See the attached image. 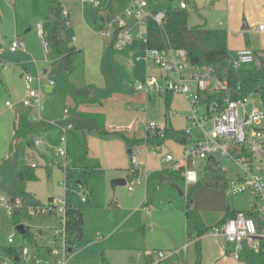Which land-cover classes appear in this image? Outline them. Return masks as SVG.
Masks as SVG:
<instances>
[{
  "label": "rangeland",
  "instance_id": "obj_1",
  "mask_svg": "<svg viewBox=\"0 0 264 264\" xmlns=\"http://www.w3.org/2000/svg\"><path fill=\"white\" fill-rule=\"evenodd\" d=\"M13 1L16 2V0ZM94 1L96 4H91L89 0H84V3L81 0H68V2L66 0L64 2L72 20L75 45L80 50L76 61V70L70 76V81L77 83L75 84L77 86L94 85L102 88L104 80L99 69L101 50L104 45V37L101 33V12L104 11L106 5L105 0ZM145 1L148 4L147 8L142 11L145 14H150L152 11L156 14L164 13L168 9L179 8V3L184 2L187 5L186 11L190 27L204 26L205 20L203 19L207 20V24L215 25L217 28L224 25L225 11L222 9L218 10L219 13L222 11L220 14L213 13L214 3L210 0ZM129 2L130 0H108V4H106L113 10L116 18L132 34L136 35L141 27L139 21L136 17L127 16L124 12ZM236 2L238 4L235 5L240 7L244 13V10L248 9L250 15L256 12L258 14L254 4L250 6L251 4L249 5V2L247 4L245 0ZM43 3L44 0H35V12L38 11L39 14L32 24H27V31L32 28L35 35L30 36L31 31H29L28 38L20 40L24 44V48H19L13 53L10 51L11 43L18 39L14 36V15L17 13L18 20L21 15L26 17L27 12L25 11L29 13V6L27 4L26 8L21 9L19 4L13 7L10 0H0V26L4 33L0 45V62L9 64L8 69L0 68V162L11 156V159L15 158L20 165H29L34 168L36 180L28 182L26 190L34 194L41 205H50L52 202L49 198L66 197V199L70 198L73 206L82 208L83 236L76 243L73 251L65 256L66 264H101V257L106 258L109 264H130L132 263L130 257L134 256V252H136L135 245L142 244V242L148 247L153 244L161 246L159 252L163 256L169 245L168 238L163 233L150 231L143 225L140 226L143 229L142 233L140 228L133 229L129 226L128 218L124 220L135 208L138 215L144 219L152 217L158 227H167V230L173 234L178 232L181 225L185 227L183 209L185 197L190 193L189 189L191 188L186 190L184 182L180 178H170L172 170L169 164L164 163L166 154H172L174 157L179 156L181 145L169 140L159 147L151 148L142 142L146 138L147 132L154 133L145 127L147 124H156L160 133L164 128L177 131L188 128L187 117L190 115V109L182 95L171 94L170 107L167 109L164 95L147 98L142 92L136 90L135 84L142 83L146 74H157V68H148L145 62L136 63L137 61L131 53L126 57L118 52L115 55V60L125 65L129 72L135 71L136 76L132 78L134 92L114 93L100 104L88 105L90 111L102 113L109 126L120 130L123 137L104 136L95 131H87V135L84 137L83 135L79 136L81 130L67 128L63 142L61 140L63 134L58 128H54L45 134L31 135L26 139L19 140L14 151H10L16 112L26 113L31 120L40 119L47 124H54L66 116L63 113L65 109H73V106L70 105L71 100L57 95L54 87L49 85V80L43 75V71L48 69V62L55 57L50 47H48L47 54L44 52L36 28L37 23L41 24L42 22L40 13H44ZM244 7L246 9H243ZM84 12L86 13L85 17L82 16ZM244 13L238 25L237 33L239 34L234 36L235 44L237 45L240 40H243L247 44V48L257 52L264 51V34H258L252 27L244 33L240 31L243 23L246 22ZM220 22L222 24H219ZM241 37L242 39H240ZM137 39L139 38L132 41ZM107 40L109 39L107 38ZM141 49L136 53L141 54L142 57L146 48ZM229 56L230 59L234 58V53L230 52ZM257 63L258 61H253L241 66L240 69H253ZM26 76L35 79V83L32 85L33 89L41 86V100L38 106L25 107L22 104L27 94ZM209 95H211L210 90L200 94L198 104L201 107L204 106V101ZM251 99L259 101L256 95H252ZM5 102H9L11 107H6ZM206 128L207 130L211 129L210 126ZM198 135L197 130H193L191 133L192 137ZM36 139L41 141V145L38 147L34 144ZM128 142L133 144L132 147L128 146ZM59 147L65 149L66 158L58 155ZM128 150L138 152L137 162L142 170L137 176L131 174L132 165ZM37 151L43 152L44 156L39 157ZM218 160L226 172L227 180L232 181L241 176L242 171L237 164L223 158ZM256 164L264 178V158ZM195 169L199 184L191 191V207L200 215L208 230L219 226L227 209L242 211L245 215H248V212L253 209L255 201L253 195L242 193L227 196L224 182L211 187L204 184L205 162L199 161ZM159 174L162 178L158 185ZM117 179L125 180L126 185L112 188L111 181ZM137 179H140L141 183H138ZM128 186L132 188L131 192H128ZM79 191H83L87 203L81 202ZM1 197L7 200L2 193H0ZM9 205L8 200L7 206H1L0 203V247L14 246L32 249L22 235L17 233L15 229L17 225L27 227L38 245L52 247L51 239L47 234L51 235L52 230L50 229L57 224L55 214L43 221L36 215L31 219L22 218L16 224L10 214ZM123 220V227L115 230ZM187 226L189 230L185 235L190 236L189 242L194 241L197 234L190 225ZM39 229L47 236L41 237ZM261 232L264 234V226ZM10 234L14 236L13 244L7 242ZM202 241L214 246L216 241L219 242V239L211 238ZM262 241L255 239L254 243H257L259 248ZM183 243H185V236ZM117 246L127 247L130 251L115 249ZM192 250H195V246ZM257 250L249 248L247 243H243L239 252V261L243 264H259L257 261L259 250ZM147 253H152L151 248L141 252V260L144 261L143 257ZM39 255L42 257L44 254L40 253Z\"/></svg>",
  "mask_w": 264,
  "mask_h": 264
},
{
  "label": "built area",
  "instance_id": "obj_2",
  "mask_svg": "<svg viewBox=\"0 0 264 264\" xmlns=\"http://www.w3.org/2000/svg\"><path fill=\"white\" fill-rule=\"evenodd\" d=\"M91 4H96L94 0H89ZM145 0H130L124 12L127 16H134L140 23L139 33L134 35L127 29L116 17L107 21L101 33L105 38L111 39L116 28L119 29L114 49L123 52L130 42L139 38L146 43V19L151 17L154 22L161 25L164 18L163 13L145 14L142 11L147 8ZM180 9H186L187 5L182 2ZM138 10V11H137ZM38 35L41 39L42 48L45 53L48 52V44L44 40V31L41 24L36 26ZM260 32H264V24L258 26ZM23 48V43L15 40L10 46V51L15 52ZM255 54L250 49H241L234 53L231 58V67L239 70L241 66L253 62ZM144 61L148 68L155 67L159 74H148L142 83L135 84L136 90L142 92L147 98L154 95L180 94L182 95L190 109V115L187 117L188 128L184 131L189 136L190 143L182 146L180 156L174 157L172 154H166L164 163L169 164L172 171L179 173L183 178L185 186L188 188L197 184L198 174L195 169L199 161L206 162L209 158L219 161V158L226 159L231 163L237 164L242 171L241 176L232 181H227L226 195L250 194L254 196L253 211L258 214H264V178L260 174V168L256 162L264 158V110L260 102L252 100L251 96L238 100L227 101L221 112L216 110L214 104L206 103L201 107L198 104L200 94L207 90L213 94L216 91L224 90L226 83L217 80L210 68L192 65L187 57L185 50L182 49H154L146 48ZM0 68L8 69L9 64L1 63ZM35 79L31 76L25 77L27 94L22 101L25 107L38 106L41 100V86L32 88ZM49 85L54 87V82L49 80ZM5 106L11 107L9 102ZM67 114V110H64ZM38 121V120H35ZM63 134L62 141L65 140V131L70 126H60L53 124ZM210 126V130H207ZM152 132L158 127L156 124H147L145 126ZM193 130H197L199 135L192 137ZM35 146H40L41 141L36 139ZM64 144V143H63ZM60 157L66 158V152L63 147L57 149ZM138 152L131 151L130 162L132 165L131 174L137 176L142 170L137 162ZM141 183L140 179H137ZM128 190L132 188L128 186ZM81 201L85 202L83 191H79ZM51 204L47 206H38L29 208L30 216H52L56 215V226L52 227L51 243L52 247H20L18 255L15 257L5 256L0 264H66L65 256L70 253V245L67 236V219L65 198L57 197L51 199ZM1 206H7V200L0 198ZM18 204V202L16 203ZM10 209L11 205L8 206ZM207 236L221 237L228 244L233 246L232 258L236 264H243L239 261V252L241 245L247 243L252 249L257 250L258 244L254 240L259 236L257 225L254 218L245 215L243 212H236L234 217L226 220L219 226L208 230ZM264 238V234L260 235ZM9 244H13L14 236L10 234L7 238ZM40 253L44 255L40 257Z\"/></svg>",
  "mask_w": 264,
  "mask_h": 264
},
{
  "label": "trees",
  "instance_id": "obj_3",
  "mask_svg": "<svg viewBox=\"0 0 264 264\" xmlns=\"http://www.w3.org/2000/svg\"><path fill=\"white\" fill-rule=\"evenodd\" d=\"M150 12V16L155 15ZM164 18L161 25L152 20L146 19V48L154 49H182L185 50L188 60L192 65L210 68L214 77L226 83L224 90H219L206 98V103L214 104L216 110L221 112L227 101L238 100L252 95L259 98L264 110V51L256 52L255 58L258 61L253 69L234 70L231 67L230 56L227 50V33L224 29H210L205 26L190 27L188 25V13L186 9H168L163 13ZM109 20L113 19L112 17ZM44 40L51 51L55 54L56 60L49 64V69L44 76L54 82L57 95L71 99L78 107L81 105L100 104L114 93H132L133 85L125 67L115 60L118 53L114 49V43L119 32L116 28L111 39L104 37V45L100 60V74L104 80V87L94 85L78 87L70 82V76L76 70V61L79 51L74 45V30L70 19L64 11L60 0H48L47 15L43 22ZM106 39V40H105ZM165 106L168 109L171 102V94L164 95ZM77 108L70 109L66 119L57 122L60 126H70L71 129L95 131L104 136L123 137L120 130L107 126L100 114L84 113ZM56 128L53 124H47L42 120L29 121L26 115H16L12 143L10 151L13 152L18 141L26 139L31 135H40ZM173 141L181 146L190 143L189 136L184 130H173L164 128L156 129L154 133L147 132L146 138L142 141L148 147L156 148L166 141ZM128 142V146L132 147ZM206 186H214L220 182L226 183V172L222 169L219 161L209 158L205 162ZM174 176L179 173L172 171ZM36 180L34 168L29 165H20L16 159L5 158L0 162V193L4 194L12 206L10 214L16 224L22 218L31 219L28 214L29 208L41 206L34 194L26 190V184ZM196 185L195 187H197ZM194 187V188H195ZM186 196L185 217L192 224L193 229L200 237L206 231L200 215L191 207V191ZM50 198L49 200H51ZM18 202V204H16ZM235 211L226 210L224 219L234 217ZM254 218L258 232L262 233L264 218L257 212H250ZM40 220H47L48 216L38 217ZM67 236L70 245V253L76 243L83 236V212L81 207L67 205ZM219 224V225H220ZM25 228L23 239L31 247L39 249L34 237ZM261 237V236H260ZM261 239L264 240L263 237ZM18 247H0V261L3 257H15L18 255ZM260 264H264V245L257 256ZM101 264H109L106 258L101 257Z\"/></svg>",
  "mask_w": 264,
  "mask_h": 264
},
{
  "label": "crops",
  "instance_id": "obj_4",
  "mask_svg": "<svg viewBox=\"0 0 264 264\" xmlns=\"http://www.w3.org/2000/svg\"><path fill=\"white\" fill-rule=\"evenodd\" d=\"M60 1L62 2V5L64 7V11H65L66 15L70 19L68 9H66V7H65L66 3H64V2H66V0H60ZM210 1H212V3H214L213 4V11L214 12L212 11L213 13H219L218 10H222V9L225 11L226 15H225V19H224V25H222L220 28H217L215 25L207 24V20L203 19V20H205L204 21V26L207 27V28H210V29H224L226 31V33H227V50H228L229 53L230 52L231 53H235L236 51L241 50V49H249V48H247V44L243 40H240V42L237 45L235 44V41H234L235 40L234 36H236V34H239V33H237L239 31V26L238 25L240 24L241 17L243 16L242 14L244 13L240 9V7L238 8L235 5V4H238L236 1H239V0H210ZM245 1H247V4L249 2V5L251 4L250 6H252V4H254L255 8H257L258 14L256 12L255 14L250 15L249 12H248V9L244 10L245 11L244 18H246V22H247V23L246 22H244V23L248 26V28H247V30H242V27H241L240 31L242 33H244L245 31H248L250 29V27H252V28H254V31H256L258 34L263 35L264 32H260L258 30V26L264 24V0H245ZM67 2H68V0H67ZM81 2L84 3V0H81ZM10 3L12 4L13 7L16 6V5L18 6V4H19L21 9L22 8H26L25 6L27 4L29 6L28 7L29 8V13H28V11H25V12H27L26 17L21 15L19 20H18L17 13H15V15H14V36L16 38H18V39H15V40H18V41L24 40V39L28 38V35H29L28 32L29 31H31L30 32L31 33L30 36L34 33V31L31 28V25L29 26V29L30 28L31 29L29 31H27V28H28L27 24H32V22L35 21V17L39 14L38 11L35 12V0H19V1L16 0L15 3H14L13 0H10ZM106 3L108 4V0H105L106 7H105L104 11L101 12L102 13L101 14L102 28H103L104 24L107 21H109V17L108 16H110V18L111 17L112 18L116 17L114 12H113V10H111L109 7H107L109 5H107ZM180 3H182V2H180ZM43 4H44V11H43L44 13H40V16H42L41 25H43L44 18L47 15L48 0H44ZM222 4H223V7H222ZM243 9H246V8L244 7ZM220 13H222V11H220ZM84 14L86 15V13L85 12L82 13L83 17H85ZM220 18H221V16H220ZM0 19H1V17H0ZM83 19H86V18H83ZM70 21H71V24H72V20L71 19H70ZM0 24H1V20H0ZM38 24L39 23H37V25ZM219 24H222V23L220 22ZM72 27H73V24H72ZM0 28H1V26H0ZM102 28H101V30H102ZM3 35H4V33H3V30L1 29V43H2V40H3ZM33 35H35V34H33ZM240 39H242V37ZM20 42H22V41H20ZM74 45H75V36H74ZM75 47H76V45H75ZM23 48H24V44H23ZM141 48L144 50L146 48V44L143 42V40L137 39V40L132 41V43H130L127 46V48L123 52H120V53H122L126 57L130 56V53H131L133 55V58H135V60L137 61L136 63L142 64V63L145 62L144 61V56L141 57V54L138 55L136 53V51H138ZM76 49L78 50L77 47H76ZM23 50H25V49H23ZM250 50H252V49H250ZM78 51H79V54H80V50H78ZM252 51L254 52V54H256V52H257V51H254V50H252ZM101 53H102V50H101ZM56 59L57 58L55 56L54 58H52L51 61L48 62V69H49V64L52 63L53 61H55ZM254 62H257L256 58L254 59ZM123 66L125 67V65H123ZM134 68H135V65H134ZM48 69H45L43 71V75L45 74V72ZM125 69H126V67H125ZM126 71L128 72V74L130 76V79L132 81V78H134L136 76L135 71L133 70V71L129 72L127 69H126ZM157 74H159V71H158ZM157 74H155V75H157ZM147 75L148 74H146V76ZM145 77H144V79H145ZM70 82L73 85L77 84V83H74L73 81H70ZM132 85H133V81H132ZM75 86H77V85H75ZM84 86H86V85H84ZM78 87H83V86H78ZM54 89H55V87H54ZM55 92H56V89H55ZM132 92H134V89H133ZM56 94H57V92H56ZM70 105H72L73 108H77L78 107V106H76L74 104V102L72 100L70 101ZM78 110L81 111V112H84V113H93V114L102 115L104 120H105V122H106V124H108L107 126L110 127L109 123L106 121L104 115L102 113H99V112H96V111H90L88 105H81L80 107H78ZM68 111L69 110H67V114H65L64 111H63V113L66 116L63 117V119H60V120L56 121L55 123L66 119L68 117V115H69ZM16 115H26L29 121H35L36 120V119L35 120H31L30 117H28V115L26 113H18V112H16L15 113V117H16ZM110 128H112V127H110ZM81 135H83L85 137L87 135V130H81L79 132V136H81ZM36 147H38V146H36ZM182 148L183 147L181 146V152H182ZM180 154H179V156H180ZM37 155L39 157H43L44 153L37 151ZM176 157H178V156H176ZM161 178H162V176H161V174H159L158 175V185L161 183L160 182ZM170 178H172V179L180 178V179L183 180V178L180 175L174 176L172 174V171H170ZM183 182H184V180H183ZM198 184H199V178H198L197 184L187 188L185 186V183H184V186H185V189L188 190L189 188H191V189L194 188ZM131 191L128 190V192H131ZM64 198H65L66 202L68 203V205L69 204L72 205L70 198H68V199H66V197H64ZM82 203H87V200L85 202H82ZM114 203L116 204L115 201H114ZM185 208H186V199H185V206H184V209H183L185 227L183 225H181L179 230H178V232L175 233V234H173L170 231H168L167 227L166 228L158 227V224H156L153 221L154 219H152V217H147V219H144L142 216L138 215V212H135L136 211L135 208L133 209L134 211L133 210L130 211V213L124 218V220L127 219V218L130 220V225L129 226H131V228H133V229L140 228L141 232L143 233V229L140 227V226L143 225L145 228H148L150 231H157V232L159 231V232L163 233L168 238V243H169V245H168V247L166 248V251H165L166 254H164L163 256L159 252L160 249L162 248L159 245H154L153 244V245H150V247H148V245H145V243H143V242H142V244L135 245L136 246V249H135L136 252H134L135 253L134 256L130 257L131 261H132V263H130V264H155V263L156 264H162V263H166V264H236V261L231 256V253L233 252V246L228 244L221 237L207 236L206 232L208 231V229L202 236L199 237L197 235V237H196V239L194 241L189 242L190 236H186L185 235L187 233V230H189L187 225H190L192 227V229H193V226L185 217ZM235 212H239V211H235ZM250 212H254V211L251 209L248 212V215L251 216ZM260 217L264 218V216H262V215ZM124 220L120 222V224L115 228V230H118V229L123 227ZM83 231H84V222H83ZM38 232H39V235L41 237H44V236L48 235L50 237V239H51L50 233L45 235L44 232L41 229H39ZM195 233H196V231H195ZM260 235H263V234L259 232V236L256 239H261ZM184 236H185V243H183V237ZM211 238H217V239H219V242L216 241L214 246H212L211 244H209V243L206 244V243H203V241H202L203 239H211ZM261 240H263V239H261ZM263 245H264V240L262 241L261 245H259V248H258L259 251L257 250L258 251L257 252V256H258L259 252L262 250ZM193 246H195V250H192ZM39 247H42V246L39 245ZM147 248H151V252L152 253L151 254L147 253L146 255L144 254L145 256L143 257L144 258V261H143V260H141V256L140 255H141V252L147 250ZM249 248H251L250 245H249ZM115 249H120V250L121 249H126V250L130 251V249H128L127 247H120V246L115 247Z\"/></svg>",
  "mask_w": 264,
  "mask_h": 264
},
{
  "label": "water",
  "instance_id": "obj_5",
  "mask_svg": "<svg viewBox=\"0 0 264 264\" xmlns=\"http://www.w3.org/2000/svg\"><path fill=\"white\" fill-rule=\"evenodd\" d=\"M248 26L243 23V26H242V30H247ZM0 44H1V28H0ZM128 154L131 155V150L128 151ZM124 186L126 185V181L123 180V179H117V180H113L111 181V187L112 188H115L116 186ZM17 233H19L20 235H24L25 233V228L23 225H17L15 227Z\"/></svg>",
  "mask_w": 264,
  "mask_h": 264
}]
</instances>
